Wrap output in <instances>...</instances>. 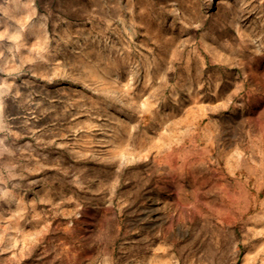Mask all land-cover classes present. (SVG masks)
Masks as SVG:
<instances>
[{
  "label": "rangeland",
  "instance_id": "obj_1",
  "mask_svg": "<svg viewBox=\"0 0 264 264\" xmlns=\"http://www.w3.org/2000/svg\"><path fill=\"white\" fill-rule=\"evenodd\" d=\"M0 264H264V0H0Z\"/></svg>",
  "mask_w": 264,
  "mask_h": 264
}]
</instances>
